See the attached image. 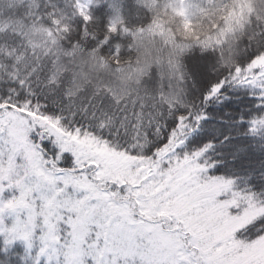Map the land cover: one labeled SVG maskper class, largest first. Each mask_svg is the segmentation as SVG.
I'll return each instance as SVG.
<instances>
[{
  "label": "snow or ice",
  "instance_id": "1",
  "mask_svg": "<svg viewBox=\"0 0 264 264\" xmlns=\"http://www.w3.org/2000/svg\"><path fill=\"white\" fill-rule=\"evenodd\" d=\"M125 4L0 0V247L21 243V264H264V186L210 174L212 141L189 147L226 87L257 100L239 122L264 138V0H131L138 23ZM193 9L219 23L200 35ZM197 53L216 80L192 99Z\"/></svg>",
  "mask_w": 264,
  "mask_h": 264
},
{
  "label": "trees",
  "instance_id": "2",
  "mask_svg": "<svg viewBox=\"0 0 264 264\" xmlns=\"http://www.w3.org/2000/svg\"><path fill=\"white\" fill-rule=\"evenodd\" d=\"M134 11L131 0H126L125 15L129 17L132 23H138L139 21L132 15ZM157 11H160L162 15L164 14L162 10ZM94 12L102 16L109 14L103 10L94 9ZM190 15L200 35L208 34L212 22L219 23V12L207 13V19L194 9ZM164 23L169 25L177 35L191 32L190 28L181 31L182 22L171 14L166 16ZM139 56L142 58L141 55ZM192 58H186V63L189 70L194 74L191 65ZM194 58L198 59L199 54L197 53ZM189 60L191 61L189 62ZM195 79V88L192 87L191 83L189 84V95L192 99L202 96L209 85L216 80V75L210 70V76L208 75L204 81H198L196 75ZM257 103L254 97L249 96L247 90L226 87L224 97L221 100L210 101L207 105L206 111L209 119L203 121L199 130L192 134L189 139V147H199L203 143L212 141L214 147L208 155L218 163L214 169H211L210 174L238 177L240 179L237 181V186H243L247 182L259 189L264 186V138L243 134L247 124L246 122H239V117L243 116L246 120L250 114L258 111L255 107ZM249 177L250 179H247ZM22 255L23 245L19 242L7 252L0 247V264H21L20 257Z\"/></svg>",
  "mask_w": 264,
  "mask_h": 264
},
{
  "label": "rangeland",
  "instance_id": "3",
  "mask_svg": "<svg viewBox=\"0 0 264 264\" xmlns=\"http://www.w3.org/2000/svg\"><path fill=\"white\" fill-rule=\"evenodd\" d=\"M141 51L138 53V55L142 56V59L144 57H147L150 55L153 48L157 47L159 45V41L153 42L150 38L145 37L144 41H138ZM195 61H193V60ZM192 70H194V74L197 76L198 81H204L207 76H210V70L207 67L206 61H202L200 58H192ZM189 60V62L191 61ZM200 62H199V61ZM205 62V63H204ZM211 171V170H210Z\"/></svg>",
  "mask_w": 264,
  "mask_h": 264
}]
</instances>
